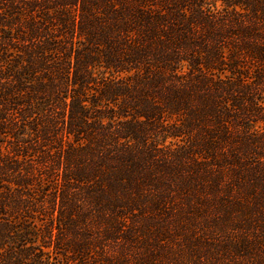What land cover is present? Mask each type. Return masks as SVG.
Returning <instances> with one entry per match:
<instances>
[{"label":"trees","instance_id":"trees-1","mask_svg":"<svg viewBox=\"0 0 264 264\" xmlns=\"http://www.w3.org/2000/svg\"><path fill=\"white\" fill-rule=\"evenodd\" d=\"M0 264H264V0H0Z\"/></svg>","mask_w":264,"mask_h":264}]
</instances>
